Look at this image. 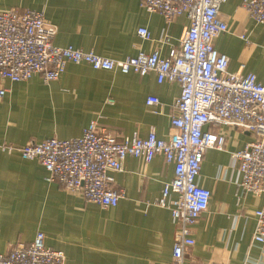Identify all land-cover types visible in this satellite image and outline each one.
<instances>
[{
	"label": "crops",
	"instance_id": "crops-1",
	"mask_svg": "<svg viewBox=\"0 0 264 264\" xmlns=\"http://www.w3.org/2000/svg\"><path fill=\"white\" fill-rule=\"evenodd\" d=\"M11 8L43 12L57 28L54 45L112 59L154 48L166 56L179 46L188 26L186 16L166 22L139 0H0V10ZM218 15L228 29L213 44L227 56V69L252 72L263 81L264 24L249 17L242 0L221 3ZM139 27L148 30L149 39L137 35ZM0 85L7 89L0 97V147L79 137L92 120L117 137H145L153 130L166 139L180 92L178 82L159 83L153 72L141 76L71 62L55 80L34 74L20 81L2 79ZM147 96H156L159 104L147 106ZM209 129L221 132L225 141L222 148L205 151L197 182L211 197L191 227L194 244L182 264H244L246 257L264 262L261 246L251 244L254 211L264 204V193L237 185L238 164L231 157L252 134L232 125L204 126ZM46 174L36 159L0 148V253L29 244L40 231L47 247L64 253L65 264H176L172 244L177 221L169 209L153 203L174 174L162 155L149 162L126 156L123 169L111 172L113 186L122 188L124 196L109 207L47 182Z\"/></svg>",
	"mask_w": 264,
	"mask_h": 264
},
{
	"label": "built area",
	"instance_id": "built-area-1",
	"mask_svg": "<svg viewBox=\"0 0 264 264\" xmlns=\"http://www.w3.org/2000/svg\"><path fill=\"white\" fill-rule=\"evenodd\" d=\"M225 1L139 0L142 8L159 13L166 22L186 16L188 26L179 46L166 56L154 48L122 59L54 45L57 28L45 20L41 11L0 10V80L20 81L34 74L44 81L55 80L71 62L141 76L153 72L159 83L180 85L166 139L157 137L153 130L145 137H117L92 120L79 137H51L19 147L2 144L0 148L7 152L17 150L24 159H36L47 172V182H55L67 192L78 193L101 207L115 206L124 196L122 188L113 186L111 172L123 169L126 156L149 162L155 155H162L165 162L173 165L174 174L163 183L161 195L153 203L169 209L177 221L172 258L176 264H182L186 249L194 244L191 227L207 210L211 197V191L197 182L205 151L222 148L225 141L221 132L204 130V126L232 125L252 134L240 150L231 152L238 164L236 183L243 191L264 193V80H258L252 72H230L227 56L214 47V39L228 29L218 15L219 6ZM242 5L251 19L264 24V0H242ZM137 35L145 40L150 38L144 27L137 29ZM6 91L0 85V97ZM145 104L156 106L159 100L147 96ZM254 216L251 244L260 245L264 256V204L254 211ZM0 264H65V255L47 247L44 234L38 231L29 244H17L0 253ZM244 264L264 262L246 257Z\"/></svg>",
	"mask_w": 264,
	"mask_h": 264
},
{
	"label": "rangeland",
	"instance_id": "rangeland-1",
	"mask_svg": "<svg viewBox=\"0 0 264 264\" xmlns=\"http://www.w3.org/2000/svg\"><path fill=\"white\" fill-rule=\"evenodd\" d=\"M10 249H11V248H10ZM10 249H9V250H10ZM9 250H8V251H9Z\"/></svg>",
	"mask_w": 264,
	"mask_h": 264
}]
</instances>
